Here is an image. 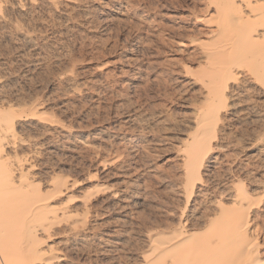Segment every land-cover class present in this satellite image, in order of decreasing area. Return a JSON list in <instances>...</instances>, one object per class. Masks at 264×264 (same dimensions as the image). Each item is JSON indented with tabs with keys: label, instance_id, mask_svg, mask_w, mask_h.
I'll return each instance as SVG.
<instances>
[{
	"label": "rangeland",
	"instance_id": "rangeland-1",
	"mask_svg": "<svg viewBox=\"0 0 264 264\" xmlns=\"http://www.w3.org/2000/svg\"><path fill=\"white\" fill-rule=\"evenodd\" d=\"M216 1L0 0V168H8L0 187L16 172V182H38L55 208L44 222L28 218L43 255L22 260L146 264L163 249L154 239L161 231H200L201 242L236 234L226 217L219 222V202L248 208L247 243L264 259V56L236 64L210 161L187 197L184 148L207 74L220 67L206 53L226 38L245 43L247 25L264 29V14L237 13L228 2L221 15ZM56 177L69 185L62 193L53 190ZM244 257L238 264H254Z\"/></svg>",
	"mask_w": 264,
	"mask_h": 264
},
{
	"label": "bare ground",
	"instance_id": "bare-ground-1",
	"mask_svg": "<svg viewBox=\"0 0 264 264\" xmlns=\"http://www.w3.org/2000/svg\"><path fill=\"white\" fill-rule=\"evenodd\" d=\"M254 1L255 0H239V1L217 0L216 3L215 2L214 3L217 5L216 6L217 8L219 7L218 9H220V12L223 11V7L226 8V5L229 2L231 6L238 8L237 13L238 11H241V13L243 14V11L245 9H249L248 11L252 13L259 12V13L264 14V6L259 5L258 0H256L257 5L254 4ZM214 3H212V5ZM231 6H230V9H231ZM229 12H231V10ZM232 12H233V8H232ZM234 12H235V8H234ZM237 13L235 12L233 16L229 15L230 13L229 14L227 13V14L229 15L230 18L232 16L233 18L236 17L239 19H244L243 15L240 17H237V16L234 17V15H236ZM221 15H222V12H221ZM227 19H225V23L228 22L227 24L230 25L232 23V20L229 19L228 21ZM238 21H235V22H238ZM235 22L233 23V25H231V27L235 29L234 31L233 29H231L233 33H236V30H237L236 26L238 27L237 25L238 23H235ZM105 24L107 23L105 22ZM239 24H241V22H239ZM256 24L257 23H255V28L257 26ZM234 25L236 26L234 27ZM241 26L244 27V24H241ZM253 26H254V23H253ZM231 27L229 26L228 29L227 27L223 28L220 35L221 36L229 35V28ZM218 28H221V27H218ZM244 28L245 29L243 30L241 29L240 32H242V35L244 34L246 36L244 38L245 43H239L237 39L233 40L230 38L229 39L226 38L227 42L224 41L225 43L223 44V46L220 45L219 50H214V51H210L206 53L207 57L210 59V62H214L218 60V62L220 63V67H211L212 69H210V72L207 74V76L210 79V83L206 85L208 89V93L205 97L204 105L201 107L199 111L195 130L191 134L190 140L188 141L186 147L184 148L185 160H184L183 167H184V173L186 175V186H187L186 188L188 192L187 197H188V194L190 197L194 193L195 188L198 186V183L201 182L200 180L202 178L201 176L202 172L204 168H206L205 167L207 166L206 163L211 156L212 141L214 140L213 138L218 136L219 128L221 127L220 124L224 116L222 112H223V109L224 108L226 109V107L228 106L227 91L229 88V84L238 79L237 73H236L237 71L234 68L235 67L238 68L239 65L237 66L236 64H239L243 60H250L252 62V61H255L257 58L264 56V29L262 31L258 28L253 29L251 28L250 25H247V27H244ZM239 30H240V27H239ZM237 32L239 33V31ZM216 34H218V31ZM236 36L238 37L241 35H236ZM251 43L252 45L253 43L254 44L257 43V46L255 48H253V46L249 47V44ZM230 59H232V61L229 62ZM259 65L260 66H259L258 72L263 71L264 73V66H261L262 65L261 63H259ZM203 67L204 66H202V69L204 70L205 67L204 68ZM2 119H4V117ZM13 125L10 127L15 128V126ZM2 162L3 161L0 160V163ZM22 166L24 167L23 164ZM3 167L5 168H0V175L4 174L6 172V169L8 170L6 164ZM23 172H25V170H23ZM8 174H11V173H8ZM14 175L12 173V177L10 181L6 180L8 183L6 185L4 184L5 186L0 187V202H1L0 207L3 206L4 202L8 203L11 201V208H9L10 206L8 204L5 205V203H4V207L0 208V264H33L32 262L33 260L30 262H25V260H22V258H24L25 255L28 254V252H30L31 256L33 257H37V256L41 257L40 255H43V254L40 253L41 250H39L38 248L39 246L38 243L40 241L39 239L37 241V238H36L37 234L33 235L34 230L36 231V228L33 229L30 225L32 224L34 219L30 221L29 219L31 218L29 217L39 218L37 219V221H39L41 218L42 221L44 222L45 220L44 218L46 217L48 218V214H51V213L53 214L55 211V208H52L49 206L50 201H48V203L44 202L45 193H43L38 182L37 184L34 183L35 181L31 182L33 179L28 182L24 181V183H22L23 180H21V182H16L18 181V179H17V176L16 175L14 176ZM24 176H26L25 173H24ZM6 177H8L7 173H6ZM57 177H60V176H57ZM57 177L54 178V189L53 190L56 191L55 193L57 192L62 193L68 188L69 185L67 182L62 181L61 179L62 177L61 178H57ZM238 186L241 187L239 188V191H240L239 193L241 194V196L246 199H250L248 192H246L245 188L244 189L242 188L244 186H242V184ZM2 197H7L6 198L7 200L5 201ZM2 200H4L3 203H2ZM189 200L190 199H188L187 202ZM5 206L9 208L8 209L6 207L7 211L6 209H4ZM219 206H220V211L222 212L220 213L221 216L219 217V222L221 223L222 221L223 223L225 221L224 217H226L227 220L225 222H228L227 224L229 228H231L232 230L231 232L230 229L228 228L229 229L228 232H231V233L237 232L236 234H234L233 236H230L227 233L228 235L225 234V237H224V235L222 236L223 234L222 233L221 236L216 235L215 239H208L206 241H205V236H204L203 239L205 242L204 241L201 242L202 240L198 238V235L201 233L200 231L197 235H195L194 233H190V231L188 230L187 231L184 230L185 227L182 229L176 228L170 232L161 231L162 233L159 232L157 234H154L156 236V238L154 239H156L158 243L161 246H163L161 247L163 249L158 251V254H155V256L153 255L151 257L148 256L149 260L146 257V259L148 260L146 264H238L242 256H245L250 263H254V264L261 263V261L264 259L260 260L259 257L256 256L257 252L253 249L252 246H249L250 244L247 243V241L249 242L248 233L252 229V225L250 223L251 222L250 221L251 212H249L248 208L246 209L243 206L242 202L240 203V205L239 204L235 205V207H232V208L226 207V205L222 202H219ZM8 211H9V214H8ZM183 213L181 216V220H182V217H184ZM27 219L29 220V223L27 224L28 226L26 225ZM213 222L215 221L211 220L210 224L212 225ZM2 225L3 226L5 225L4 228L8 226V228L6 227L5 229H10L9 228L10 225L12 226L13 230L9 232V235H5L4 231H1L3 227ZM35 226L36 225H34V227ZM226 226L227 225L225 224V229H226ZM210 228H212V226ZM219 228H221V226ZM22 233H24V235H26L27 237L24 238L22 236L23 235ZM210 233L211 231L209 233H204V234L202 233V234L203 235L206 234V236H208V234ZM19 236L23 237V241L21 240V238H19ZM194 236H197V238ZM193 237L194 239H196L195 241L198 240V243L196 242L194 244L192 242ZM24 239H29V241L26 240V243H25ZM152 250H155V249H152ZM149 254L151 255V252L147 253L146 256ZM4 255L9 256V257H4ZM29 255L30 254H28V256ZM28 256H26L27 259L25 257L26 260H29ZM167 257L168 258L170 257L171 261H169ZM240 263L242 262L240 261Z\"/></svg>",
	"mask_w": 264,
	"mask_h": 264
}]
</instances>
